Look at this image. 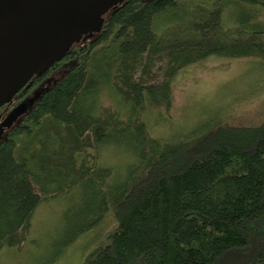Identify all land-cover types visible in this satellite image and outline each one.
<instances>
[{"label":"trees","instance_id":"1","mask_svg":"<svg viewBox=\"0 0 264 264\" xmlns=\"http://www.w3.org/2000/svg\"><path fill=\"white\" fill-rule=\"evenodd\" d=\"M263 16L264 0H123L33 76L0 106L1 117L19 109L0 134V250L23 243L46 195L89 183V222L62 246L99 223L105 237L79 264H264V121L228 125L212 113L187 133L154 137L141 116L166 102L170 79L187 65L216 55L264 59ZM160 54L165 78L143 84ZM131 132L135 163L116 183L111 166L96 164L98 149ZM52 169L61 177L51 188Z\"/></svg>","mask_w":264,"mask_h":264},{"label":"rangeland","instance_id":"2","mask_svg":"<svg viewBox=\"0 0 264 264\" xmlns=\"http://www.w3.org/2000/svg\"><path fill=\"white\" fill-rule=\"evenodd\" d=\"M175 19L162 20L160 27L165 28L168 21ZM166 61L165 54L155 57L149 72L143 76V84H159L165 78ZM141 67L142 64L136 74ZM65 70L66 66H63L49 72L44 84L51 83ZM169 84L170 95L166 102L147 108L145 105L141 111L145 127L154 137L187 133L200 127L199 120L212 113L218 116L221 123L228 125H256L264 121V59L260 57L212 56L180 69ZM101 101L115 109L121 103L119 99L105 94ZM9 109L2 112L1 119L13 110ZM133 138L132 132L117 134L99 146L96 164L111 166L118 174L114 177L116 183L135 163L136 156L128 145ZM55 169L45 173L55 179L46 184L51 188L61 177ZM94 192L95 188L85 183L60 194L46 195L31 215L29 231L23 243L17 250H0V264H79L104 242L105 224L91 226L67 246L62 244L70 232L89 222L86 213L94 208Z\"/></svg>","mask_w":264,"mask_h":264},{"label":"water","instance_id":"3","mask_svg":"<svg viewBox=\"0 0 264 264\" xmlns=\"http://www.w3.org/2000/svg\"><path fill=\"white\" fill-rule=\"evenodd\" d=\"M122 1L0 0V106L61 60L81 36L98 31L101 16ZM17 114L16 107L6 115L7 125Z\"/></svg>","mask_w":264,"mask_h":264},{"label":"flooded vegetation","instance_id":"4","mask_svg":"<svg viewBox=\"0 0 264 264\" xmlns=\"http://www.w3.org/2000/svg\"><path fill=\"white\" fill-rule=\"evenodd\" d=\"M12 100H13V98L11 99V101H12ZM11 101H10V102H11ZM14 108H16V107H13V109H14ZM10 110H11V109H10ZM17 117H18V114L16 115L15 119H14L9 125H11V124L16 120ZM4 119H5V118L1 119V116H0V129H1L0 134H2L3 131H4V129H5V127L8 126V125H7V121H4ZM1 122H2L3 124H2Z\"/></svg>","mask_w":264,"mask_h":264}]
</instances>
